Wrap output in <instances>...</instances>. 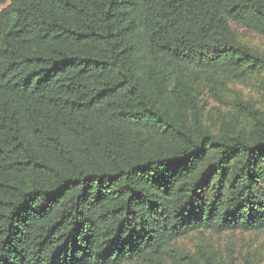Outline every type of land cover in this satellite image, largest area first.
Here are the masks:
<instances>
[{
    "label": "trees",
    "instance_id": "trees-1",
    "mask_svg": "<svg viewBox=\"0 0 264 264\" xmlns=\"http://www.w3.org/2000/svg\"><path fill=\"white\" fill-rule=\"evenodd\" d=\"M0 8V264H200L177 243L264 232V49L235 29L264 37V0Z\"/></svg>",
    "mask_w": 264,
    "mask_h": 264
},
{
    "label": "rangeland",
    "instance_id": "rangeland-1",
    "mask_svg": "<svg viewBox=\"0 0 264 264\" xmlns=\"http://www.w3.org/2000/svg\"><path fill=\"white\" fill-rule=\"evenodd\" d=\"M1 10V8H0ZM238 34L248 45L264 49V37L242 28H236ZM246 98H257L246 89H240ZM177 249L186 252L196 258L200 264H204L198 256V250L208 252L210 256L221 264H227L235 258L234 264H245L243 256L249 255L250 263L264 264V232L259 234L227 233L222 236L212 234L193 235L177 243Z\"/></svg>",
    "mask_w": 264,
    "mask_h": 264
}]
</instances>
